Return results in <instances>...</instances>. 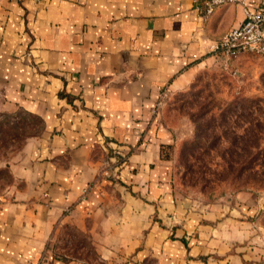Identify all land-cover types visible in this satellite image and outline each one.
I'll return each instance as SVG.
<instances>
[{"label": "crops", "instance_id": "crops-1", "mask_svg": "<svg viewBox=\"0 0 264 264\" xmlns=\"http://www.w3.org/2000/svg\"><path fill=\"white\" fill-rule=\"evenodd\" d=\"M200 2L0 0V111L39 120L0 160V264H95L48 249L60 225L104 264H264L213 212L177 205L152 126L243 21Z\"/></svg>", "mask_w": 264, "mask_h": 264}, {"label": "rangeland", "instance_id": "rangeland-1", "mask_svg": "<svg viewBox=\"0 0 264 264\" xmlns=\"http://www.w3.org/2000/svg\"><path fill=\"white\" fill-rule=\"evenodd\" d=\"M215 55L186 89L160 97L152 126L163 139L177 205L213 212L238 232L248 256L264 263V56ZM38 126L32 116L0 111V160L10 159ZM2 177L3 183L10 179L6 171ZM48 249L104 264L87 233L70 226L57 227Z\"/></svg>", "mask_w": 264, "mask_h": 264}, {"label": "built area", "instance_id": "built-area-1", "mask_svg": "<svg viewBox=\"0 0 264 264\" xmlns=\"http://www.w3.org/2000/svg\"><path fill=\"white\" fill-rule=\"evenodd\" d=\"M241 5L244 18L240 25L225 32L214 48L215 53L227 58L241 53L264 56V0L250 4L249 0H201L196 9L207 16L221 6Z\"/></svg>", "mask_w": 264, "mask_h": 264}]
</instances>
